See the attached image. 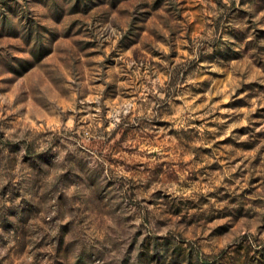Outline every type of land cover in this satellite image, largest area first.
<instances>
[{"label":"rangeland","instance_id":"obj_1","mask_svg":"<svg viewBox=\"0 0 264 264\" xmlns=\"http://www.w3.org/2000/svg\"><path fill=\"white\" fill-rule=\"evenodd\" d=\"M0 264H264V0H0Z\"/></svg>","mask_w":264,"mask_h":264}]
</instances>
